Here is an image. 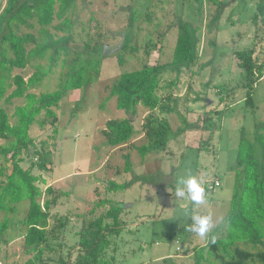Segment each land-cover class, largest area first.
<instances>
[{"label": "rangeland", "instance_id": "obj_1", "mask_svg": "<svg viewBox=\"0 0 264 264\" xmlns=\"http://www.w3.org/2000/svg\"><path fill=\"white\" fill-rule=\"evenodd\" d=\"M258 1L75 0L68 12L72 22L69 46L81 52L86 40L98 43L90 48L91 51L97 52L101 45L102 50L94 55L90 53L87 59L84 58L87 55H79V60L71 66L83 63L90 67L97 59H101V65L98 77L86 89L66 91L54 108L58 119L53 125L45 122L41 126L35 122L29 131L36 147L51 152V172L32 170L39 179L45 180V183L41 180L37 183L42 190L40 200L55 198L49 209V226L56 224L59 217L68 218L61 235L52 244L53 250L45 251L48 264H56L58 259H62L58 264H72L78 251L77 232L81 225L108 208V204L95 206L101 199L121 206L120 231L110 235L107 254L114 256L113 264H193V247L205 244L212 233L201 238L192 232L190 215L210 214L212 231L224 220L234 181L239 129L243 126L247 136H251L254 121L264 122V68L263 76L254 81L251 90L255 104L251 109L244 105L245 80L233 55V51L253 49L256 61L264 60V26L257 11ZM4 5L5 0H0V12ZM178 18L197 28L200 61L193 74L185 69L178 73V81L170 88L176 96V112L167 117L173 130L182 125L184 118L186 122L196 123L197 128L200 124L206 123V126L185 130L169 140L165 151L149 152L141 157L135 146L144 141L141 123L147 111L139 107L138 115L133 118L135 133L131 140L119 146L106 145L100 133L106 120L126 116L124 110L116 108L114 97L100 107L109 85L120 71L140 66L148 37L155 46L147 62L169 61L177 36ZM57 22L55 19L53 24ZM33 24L20 31L37 34L40 26L35 20ZM126 38L137 51L119 49ZM103 51L107 56L102 58ZM118 53L122 54L121 65L116 59ZM38 61L23 69L14 68L13 74H21L26 79ZM39 62L44 67L48 65L46 58ZM66 70L67 67L58 62L41 84L30 91L54 90ZM198 75L200 79L196 81L194 76ZM174 76L173 71L163 73L161 83L165 84V89ZM213 83L219 92L213 89ZM222 93L228 102L225 107L216 109ZM205 98L216 105L211 107ZM21 103L22 98H15L9 104L0 101L10 114ZM42 117L39 115L38 119ZM3 141L0 139V143ZM124 153L129 155L131 162L128 172L124 170ZM31 162H36L35 155L26 156L22 166L29 167ZM188 175L206 180L207 184L217 178L220 185L205 188L203 204H192L186 198L181 200L175 196L178 181ZM109 181L127 185L109 190ZM48 185L52 193H47ZM185 204L189 214L184 213ZM27 207L28 200L22 199L15 213L0 212V221L5 217L9 221V227L0 235V264H26L32 256L24 252V227L19 222Z\"/></svg>", "mask_w": 264, "mask_h": 264}, {"label": "trees", "instance_id": "obj_2", "mask_svg": "<svg viewBox=\"0 0 264 264\" xmlns=\"http://www.w3.org/2000/svg\"><path fill=\"white\" fill-rule=\"evenodd\" d=\"M74 2L5 0L0 12V101L9 104L15 98L23 99V103L16 105L11 114L0 104V139L4 140L0 143V212L5 215L15 213L18 203L22 199L28 200L25 215L19 221L24 227V252L32 253L26 264H48L45 251L53 250L52 244L61 235L68 219L59 217L56 224L49 226V209L55 203V198L40 200L42 190L37 183L41 179L32 170L38 168L46 173L51 172V152L34 145L29 132L31 125L35 122L41 126L45 122L53 125L58 119L54 108L66 91L86 89L98 77L101 65V59H97L90 67L83 63L78 67L71 66V63L79 60V55H87L84 57L87 59L90 53L94 55L102 50L101 45L97 52L91 51L90 48H95L98 43L91 44L86 40L81 52L69 46L72 22L68 12ZM263 10L264 0H259L257 11L260 16ZM55 19L58 22L53 24ZM34 20L40 26L37 34L20 31L22 27H32ZM131 21L132 16L129 25ZM196 32L194 25L178 18L171 59L163 63L147 62L146 58L155 44L151 42L152 38L145 39V57L140 66L120 71L100 103V107H103L114 97L116 108L124 110L126 114L122 118L106 120L105 127L100 130L106 145L119 146L131 140L135 133L133 118L138 115L139 107L147 111L141 123L144 141L135 146L141 157L149 152L165 151L171 138L190 128L195 129L197 124L186 122L184 118L182 125L173 130L167 116L176 112V96L170 88L178 81V73L182 69L191 71L198 60ZM119 49L138 50L130 44L129 38L121 42ZM253 52V49L233 51L245 80L244 105L251 109L255 105L251 90L254 81L263 76L264 68V60L257 62ZM105 54L103 51L102 58L107 56ZM121 56L118 53L116 57L119 65L123 62ZM45 58L48 61L46 67L39 62ZM35 60L39 61L26 79L21 74H13L14 68L23 69ZM58 62L62 67H67L59 77L58 87L45 92L30 91L41 84ZM165 71L175 72L166 89L165 84L161 83ZM39 115H43L42 119H38ZM198 126L197 129L204 128L206 123ZM30 154L35 155L36 162H31L29 167L22 166L25 157ZM122 157L124 170L128 172L131 170L129 155L124 153ZM214 179L217 178L211 180ZM41 181L45 183L44 179ZM126 185L109 181L108 189L124 188ZM45 189L47 193L53 191L50 185ZM105 204H108L106 211L90 218L77 232L78 251L72 264H113L114 256L107 254L111 244L110 235H117L120 231L121 206L108 199L95 202L96 207ZM90 211L93 212V208ZM8 227L9 221L5 217L0 221V235ZM211 233L205 244L193 247V264H264V122L254 121L251 136H247L243 126L239 129L228 213ZM212 237L215 238L214 242ZM58 263H62V259H58Z\"/></svg>", "mask_w": 264, "mask_h": 264}, {"label": "clouds", "instance_id": "obj_3", "mask_svg": "<svg viewBox=\"0 0 264 264\" xmlns=\"http://www.w3.org/2000/svg\"><path fill=\"white\" fill-rule=\"evenodd\" d=\"M175 196L181 200L187 199L192 204H203L206 200V190L204 181L194 175H188L181 178L175 188ZM188 205H184V213L189 214ZM192 221L190 230L201 238L208 237L213 229L212 216L210 214H194L190 215ZM214 237L212 241L214 242Z\"/></svg>", "mask_w": 264, "mask_h": 264}, {"label": "crops", "instance_id": "obj_4", "mask_svg": "<svg viewBox=\"0 0 264 264\" xmlns=\"http://www.w3.org/2000/svg\"><path fill=\"white\" fill-rule=\"evenodd\" d=\"M215 41V40H214ZM215 43H216V41H215ZM198 44V43H197ZM214 45H216V44H214ZM197 47H198V45H197ZM253 53H255V52H253ZM198 55H200V52H198ZM199 61H200V57L198 56V60H197V62H196V64L197 63H199ZM196 64L192 67V70H191V72H192V74H193V72H194V69H195V67H196ZM236 65H237V67H238V69H240V67L238 66V64H237V61H236ZM190 72V73H191ZM240 73H242V71L240 72ZM209 76L211 75V71H209ZM195 77V80L197 81L198 79H200L199 78V75L198 76H194ZM217 85H216V83H213V89L215 90V91H217V92H219L220 90H219V88L218 87H216ZM174 94V93H173ZM227 97H225V95L222 93L221 94V97H220V99L218 100V105H216L215 104V102L212 104V100H210V99H207V98H205V100H207V102H208V104L212 107V106H214V105H216V109H219V108H223V107H225V104H227ZM215 116H217V115H215Z\"/></svg>", "mask_w": 264, "mask_h": 264}, {"label": "built area", "instance_id": "obj_5", "mask_svg": "<svg viewBox=\"0 0 264 264\" xmlns=\"http://www.w3.org/2000/svg\"><path fill=\"white\" fill-rule=\"evenodd\" d=\"M261 23L264 26V10H263V12L261 14ZM219 184H220V182L217 179L209 181L208 184H207L206 180L204 182L205 187L208 188V189H212L214 187H217V186H219Z\"/></svg>", "mask_w": 264, "mask_h": 264}]
</instances>
